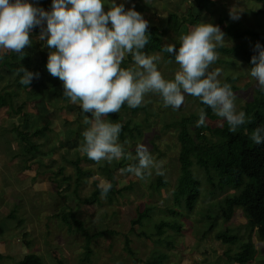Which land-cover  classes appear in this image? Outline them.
Returning a JSON list of instances; mask_svg holds the SVG:
<instances>
[{
    "label": "rangeland",
    "instance_id": "obj_1",
    "mask_svg": "<svg viewBox=\"0 0 264 264\" xmlns=\"http://www.w3.org/2000/svg\"><path fill=\"white\" fill-rule=\"evenodd\" d=\"M166 2L167 4H164ZM232 2L238 5L230 6L232 9L236 8L232 14L238 16L234 21L237 27L240 29L248 27L264 35V14L258 12L259 9L264 11V4L253 0ZM161 5L163 8L160 9L173 11L180 17L186 16L190 1L162 0ZM214 17L210 6L209 12L204 14L198 24H214L216 22ZM159 19L160 16L155 22H159ZM187 24V21L184 22L176 30L170 28L162 37V43L175 44L178 48L179 37L193 28ZM244 41L251 42L252 39L247 37ZM236 42L224 35L223 47H230ZM49 53L44 56L46 60ZM217 53L218 59L211 67L221 69L218 79L221 85L224 83L231 85L235 108L240 112L241 106L253 96L255 88L258 87L257 82L250 76L245 63L219 51ZM147 55L161 57L160 52H151ZM39 61L36 53L30 64L29 72H32L34 77L29 86H17L22 76L11 72L9 64L5 62L0 66V92L7 90L14 94L13 105L24 102L19 113L8 114L7 108H0V153L6 157L15 154L12 155L13 158L11 156V162H8L7 167L0 170V264H18L21 257L28 252L36 253L42 264H132L131 256L124 248V236L129 240L127 247L140 259L141 264H146L150 258L158 264H236L227 259V255H232L237 250V243L232 245L222 243L214 234L227 226L230 228L229 232L239 235V241H245L247 231L241 210L234 208L227 222H223L221 216L217 215L213 228L210 230L207 228L214 223V215L218 213L223 198L237 194L239 189L225 187L222 191L216 190L210 186L209 181H206L205 172L192 164L190 168L192 176L199 181V194L193 209L186 211L182 199L174 201L171 194L178 174L177 121L181 117L199 112L198 98L186 95L183 105L179 109H173L164 106L159 94L148 93L134 113L127 104L115 113L121 123L128 122L130 128L135 126L139 132L133 133L132 136L127 131L122 132L118 142L124 151L134 159L136 157L134 149L139 144H145L154 161L162 162L163 176L157 175L153 169L150 176L146 175L145 179L139 180L130 173L120 172V169L131 165L133 159L96 163L80 152V146L84 141L82 133L85 131L84 117L80 115L81 108L71 101L62 100L58 95L47 100L44 99L43 90L36 92L46 85L43 76L45 73V78L50 80L49 73L46 72L47 67L41 65ZM171 61L164 62L161 58L157 62L158 70L165 80L173 79L175 71L178 70L174 59ZM129 65L134 66L133 61H130ZM59 88H63L62 81ZM61 95L64 96L63 93ZM44 105L48 129L43 134L27 136L36 126L38 128L46 121H42V118L36 115ZM23 112L30 114L26 121L28 123L33 121L34 124L29 123V126L26 124L25 128L19 125L23 120ZM212 113L215 117L211 120L206 119V124L220 125L224 121L223 118L213 111ZM252 115L253 112L250 113V118ZM88 116L91 118V113ZM105 119L112 123L117 121L109 117ZM14 126H17L16 130H12ZM73 129L76 131L75 134ZM192 129L193 125L189 126L191 132ZM17 130L22 133L24 140H20L16 134ZM74 136L77 138L75 147L59 146V140ZM26 143H32L36 147V151L32 150L36 153L34 158H31V153L24 150ZM77 155L81 156L78 163L80 169H88L91 175L82 176L75 193L72 182L74 168L66 159L73 160ZM24 157L31 160L25 162L22 160ZM36 161H39L38 164ZM24 163L29 165V169L22 172L21 167ZM59 166H62V170L56 173ZM104 166L112 169L115 186L121 191L119 194H111L110 200L99 195L96 201H87L94 188V181L97 185L108 183L105 171L102 170ZM66 175L70 177L69 180H61V177ZM156 178L163 179L165 184L156 188L154 184ZM66 183L68 187L65 186ZM128 183H131L129 189L122 188ZM3 184L7 185L2 187ZM12 207L13 211L9 212ZM143 208H147L144 217L130 230V220ZM171 209L174 210V214L170 212ZM61 210L72 211L74 217L82 222L87 234L90 235L88 243L90 254L87 257L84 256L83 237L73 226H70L71 230H67V225L65 226L58 217H53L55 212ZM20 220H23V223ZM160 221L164 222L165 227L160 231L161 234L157 235L154 232L155 226ZM101 230L107 232L100 237L92 235L94 231ZM138 232L146 236L135 235ZM251 238L255 253L252 261L246 264H264V241L255 233Z\"/></svg>",
    "mask_w": 264,
    "mask_h": 264
},
{
    "label": "clouds",
    "instance_id": "obj_2",
    "mask_svg": "<svg viewBox=\"0 0 264 264\" xmlns=\"http://www.w3.org/2000/svg\"><path fill=\"white\" fill-rule=\"evenodd\" d=\"M52 0V10L33 6L28 0H0V52L22 53L30 46V31L41 26L39 39L54 51L48 55L47 70L63 83V95L78 104L88 125L82 133L80 152L96 163L133 159L118 142L122 124L105 119L118 113L122 106L139 107L148 93L159 94L165 107L179 109L185 96H193L229 125L235 133L247 121L244 111L237 112L231 85H221V69L211 66L217 61L218 46H223L224 34L211 23L195 25L179 37V47L166 44L163 51L174 57L178 70L174 78L165 80L158 70L160 55H147L143 50L149 43L148 22L142 15L110 0ZM232 18H238L233 13ZM46 22V27H43ZM258 55L251 58L250 76L264 92V48L257 44ZM134 67H122L127 56ZM172 61H169L171 63ZM21 85H29L32 72L21 68ZM206 124V113L200 110L197 127ZM264 129L256 128L250 139L264 143ZM136 164L120 169L143 180L155 169L163 176L162 162L152 158L147 145L136 149ZM101 198L111 190L110 183L98 185Z\"/></svg>",
    "mask_w": 264,
    "mask_h": 264
},
{
    "label": "trees",
    "instance_id": "obj_3",
    "mask_svg": "<svg viewBox=\"0 0 264 264\" xmlns=\"http://www.w3.org/2000/svg\"><path fill=\"white\" fill-rule=\"evenodd\" d=\"M264 4V0H254ZM210 3L209 0H192L193 6L199 10H207V5ZM261 12V11H259ZM258 13V12H257ZM262 13V12H261ZM187 17H177L175 13H168L165 17L163 25L160 27L148 26L147 34L149 35V43L145 46L143 50L146 54L151 52H160L161 58L164 62H169L174 57L170 56L168 53L163 51L162 37L164 34L171 28L176 30L177 27L184 22L190 24H195L197 22V17L191 15L190 12L186 13ZM223 20L228 19L227 16L222 18ZM223 34L226 37H229L237 42L230 47H217V51L222 54L230 55L237 60L245 63L247 69L250 73V68L253 66L251 64V58L253 55H258L256 45L259 44L264 48V35L256 30H250L249 28L240 29L234 23L227 22L225 24ZM251 38V42H245V38ZM178 50V48H177ZM9 54V57L7 56ZM31 51L22 53L15 52H3L1 54L0 66L4 62L11 63L14 70H19L21 68L29 69L31 62ZM21 55V56H20ZM19 56L18 59L16 57ZM131 58L129 55L127 59ZM126 59V60H127ZM39 63L43 66H46L47 60L43 55L40 57ZM48 72V70H46ZM21 72H19L20 75ZM49 73V72H48ZM44 80L46 82L45 87H41L36 92H41L43 90L44 99L51 100L55 95L59 96L62 100L69 102V98L62 96L61 91L63 88H59L61 81L57 77H53L49 73V79H46V73ZM18 85H21L18 83ZM30 85V84H29ZM23 85V86H29ZM232 88V87H231ZM64 90V89H63ZM61 91V92H60ZM10 91L4 90L0 92V108H7L8 114L13 112H20L23 106V101L19 104L13 105V96ZM62 96V97H61ZM42 98V97H41ZM199 104V112L195 115L190 114L186 117H181L177 121V133L176 140L178 143L177 151V162H178V174L175 179L174 187L172 189V198L174 201H177L179 198L182 199L184 208L186 211H191L194 206V202L199 194V181L192 176L191 165L195 164L205 172L206 181L210 182V186L216 188L218 191H222L223 188L239 189L238 193L233 196L224 197L222 203L219 204L218 213L214 215V223H211L207 230L213 228L215 225L216 216L220 215L223 222H227L234 208H239L245 219V230L247 231L245 241H239V235L235 232L231 233L230 228L225 226L222 230L217 231L214 234V237L220 240L222 243L232 245L237 243V250L232 255H227V259L235 262L236 264H246L254 258V244L252 242V234L255 235L264 241V143L255 144L250 139L252 132L256 128L264 129V92L259 90V87L255 88L254 94L249 101H246L241 106V111H244L246 114V122L244 125L240 126L235 133L229 131V125L226 121H223L218 126H209L205 124L204 126L197 127L196 122L199 120V113L201 109H204L206 113V119H213L215 116L212 113V109L204 105L199 98L197 99ZM45 106L40 109L39 118H42V121L46 120L44 124L37 128V126L31 131V134L27 135H38L43 134V132L48 129V121L45 115ZM123 105L122 107H125ZM62 108V107H60ZM257 111H254L256 110ZM132 113L136 111V108H131ZM253 112L252 118H250V113ZM89 115V113H83L82 115ZM28 112L22 113V122L19 124L22 128H25V125L29 123L34 124L33 121L27 122L26 120L29 117ZM113 120H117L115 123L122 124V129L119 137L123 131H127L130 136L133 133L139 134L138 130L130 128L128 122L121 123L116 117L115 113H111L108 116ZM193 125L192 132L189 130V126ZM17 126L12 127V130H16ZM87 125L84 126L86 130ZM74 130V134H75ZM206 132V133H205ZM73 133V132H71ZM18 137L20 140L23 139L22 133L17 130ZM77 134V133H76ZM264 134V133H262ZM75 138V140H74ZM74 138H67L65 140H59V146L61 147H75L77 142L76 136ZM24 140V139H23ZM24 150L30 155H33V151H36L34 144H27L24 147ZM33 150V151H32ZM135 151V149H134ZM73 168H74V179L73 182V191L76 193L77 187L80 184V179L82 176L88 177L91 175V171L88 169L82 170L78 166L81 156H75L73 160L66 159ZM138 161L134 158L132 164H136ZM62 166H59L56 170V173H60ZM102 170L105 171L107 182L112 185L111 190L108 192L106 198L110 200V195L113 193L119 194L121 191L120 188H116L114 183V176L112 169L104 166ZM69 176H62L61 180L68 181ZM60 180V179H59ZM94 188L90 192L87 201H96V198L100 195V189L97 185V182L94 181ZM59 184V183H58ZM156 188L164 185L165 182L161 178H156L154 182ZM68 187V183L65 184ZM131 183L123 186L124 189H129ZM112 192V193H111ZM78 198V197H77ZM147 208H143L138 211L136 217L130 220V230L134 224H138L141 219L144 217ZM171 213H175L173 209L170 210ZM59 215V216H57ZM53 217H58L62 223L68 227L67 230H71L70 226H73L75 230L83 237L84 241V256L87 257L90 254V249L88 243L90 240V235L87 234V231L82 225V222L74 217L72 211H58L53 214ZM71 224V225H70ZM165 227L164 222L160 221L156 224L154 231L157 235L161 234V230ZM107 232L106 230L94 231L92 235L94 237H100L103 233ZM135 235H144L142 233H136ZM146 236V235H144ZM124 248L128 255L131 256L132 264H141L140 259L135 255V253L128 248V238L124 236ZM1 257V255H0ZM18 264H42L41 258L32 252L25 253L21 259L17 262ZM146 264H158L153 261V258H150L149 261H146Z\"/></svg>",
    "mask_w": 264,
    "mask_h": 264
},
{
    "label": "crops",
    "instance_id": "obj_4",
    "mask_svg": "<svg viewBox=\"0 0 264 264\" xmlns=\"http://www.w3.org/2000/svg\"><path fill=\"white\" fill-rule=\"evenodd\" d=\"M189 1H190V5L186 9V13L190 12L191 15L196 16L197 17V22H196L197 24L199 22H201V19H202V17H204V14L209 12L210 6H212V13L215 14L214 21H216V22L213 25L218 26L222 32H223L225 24L227 22H231V23L235 24V22H234L235 19L232 18V11L234 12V10L236 8L232 9L231 7H235V6H238V5L236 4V2L235 3L232 2L233 0H209L210 3L207 5L208 9L206 11L205 10H199L198 8L193 6V4L191 2L192 0H189ZM28 2L33 4V6H35V7L44 8L45 11L50 12L52 10V0H28ZM108 3H110V0H105V4H104V10L105 11H108V9H109V4ZM115 3L117 5L123 4L124 8H125V11H127L130 8H134V10L139 12L142 15V17L148 22V26L160 27L161 25H163L166 15L168 13H172L173 12V11H165L164 9H160V8H163V5H161L162 4V0H115ZM164 4H167V2L164 3ZM259 11H261L264 14V11H262L261 9H259ZM199 15H201V16H199ZM159 16H160V19H159L160 21L159 22H155V20ZM198 16L200 17V19H198ZM225 16L228 17L227 21L222 19ZM180 17H187V16H180ZM161 22H163V23L161 25H159L158 23H161ZM195 24L193 25V24L188 23L187 25L194 27ZM43 27H46V22L44 23ZM183 28H184V26H183ZM246 28H248V27H246ZM246 28H244V29H246ZM41 30H42L41 26H36L29 33V36H30V39H31L32 43H31L30 46H26L24 51L25 52L31 51V53H32L31 54V61L33 60V57H36V53H38V56L40 58L41 55L46 56L45 55L46 53L48 54L49 52H51V49L46 46V39L44 41H41L39 39ZM161 39L163 41V38H161ZM35 49L37 50L36 52H35ZM1 54H2V52H0V60H1ZM7 56L9 57V54ZM127 57L125 58V60H124V62L122 64V67H125V68L134 67L132 65H129L130 61L132 62V57L129 58V59H127ZM18 58H19V56L16 57V59H18ZM7 64H9V69L11 70V72L15 73L18 76H23L22 72L19 75L18 70L17 69L16 70L13 69V65H10L11 63H7ZM30 64H31V62H30ZM28 66H29V69H26V70L27 71H31L30 65H28ZM18 83H19V81L17 82V84ZM17 86H19V85H17ZM69 102H70V99H69ZM82 116L85 117L84 115H82ZM12 155H15V154H12ZM34 155H36V153H33L31 158H34ZM11 156L10 157H6V156H3L2 153H0V170H1L2 167H3V170H4V167H7L8 162L9 163L11 162V159L13 158V156H12V158H11ZM7 158H10V159L7 160ZM31 158L30 159H26L24 157L22 160L27 162L28 160H31ZM38 162L39 161H36V164H38ZM21 169H23L22 172L24 170H28L29 169V165L24 163V166H22ZM6 185L7 184H3L1 186L5 187ZM13 209L14 208L12 207L11 210H9V212H12ZM9 212H8V216H9ZM20 221H22V223H23V220H20Z\"/></svg>",
    "mask_w": 264,
    "mask_h": 264
}]
</instances>
